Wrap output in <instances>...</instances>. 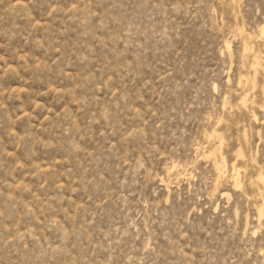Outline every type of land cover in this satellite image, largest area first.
<instances>
[{"label": "rangeland", "instance_id": "obj_1", "mask_svg": "<svg viewBox=\"0 0 264 264\" xmlns=\"http://www.w3.org/2000/svg\"><path fill=\"white\" fill-rule=\"evenodd\" d=\"M262 23L264 0H0V264H264Z\"/></svg>", "mask_w": 264, "mask_h": 264}, {"label": "bare ground", "instance_id": "obj_2", "mask_svg": "<svg viewBox=\"0 0 264 264\" xmlns=\"http://www.w3.org/2000/svg\"><path fill=\"white\" fill-rule=\"evenodd\" d=\"M263 24V23H262ZM260 36L264 39V24L261 26V28H260ZM249 50V46H246L245 45V51H248ZM255 55V54H254ZM252 66L254 67V69H255V73L257 72V69H260V68H263V70H264V61H262V59H260V58H258L257 57V55L254 57V65L252 64ZM241 78H243V77H241ZM250 79V78H249ZM247 80V82H250V81H248V79H245V81ZM244 81V82H245ZM241 82V81H240ZM242 83V82H241ZM240 83V84H241ZM245 84H246V82H245ZM250 85H252L253 87H255L256 86V82H255V80H253V78H252V80H251V84ZM245 86V85H244ZM246 86H248V85H246ZM243 87V86H242ZM250 88V87H249ZM244 90V89H243ZM246 91V90H245ZM262 91H263V93H262ZM260 93H262V95L264 94V85H263V87H262V90H261V92ZM245 94V93H244ZM243 94V95H244ZM249 99V98H248ZM251 101H253V100H251ZM247 102H248V100H247V94L245 95V96H243L242 98H241V104H243L245 107H247L246 105H247ZM249 103V102H248ZM258 104V103H257ZM254 101L252 102V104H249V105H251V106H255V105H257ZM261 106V105H260ZM243 107V106H242ZM261 107H264V103H263V106H261ZM258 109V108H257ZM254 110V109H253ZM247 111V110H246ZM256 114H252V116L256 119V116H255ZM252 119V118H251ZM216 132V131H215ZM214 134H216V133H213V135ZM242 137H243V135H242ZM218 138V137H217ZM221 140V139H220ZM218 148V147H217ZM215 155V154H214ZM246 155V154H245ZM216 157V156H215ZM237 157H241V158H243V159H245V156H244V154L242 153V152H237ZM247 159L248 158H246L245 160L247 161ZM251 159V158H250ZM225 160L226 159H224L223 158V156L221 157L220 156V159H218V160H215V164H214V169H215V172L217 173L216 175H218V176H220L221 175V173H222V167L226 164V162H225ZM253 162H254V160L252 159V161H250V163H252V165H253ZM242 163V162H241ZM228 164V163H227ZM227 166V165H226ZM226 168V167H225ZM224 168V169H225ZM232 170H233V172H234V174H233V180H234V182H235V186H239L240 185V182H239V175H240V172H241V170H240V166H239V168L237 167V165H235V164H233L232 165ZM173 171V170H172ZM224 172H225V170H224ZM259 176V175H258ZM232 178V177H231ZM222 179V178H221ZM258 180V179H257ZM259 181H261L262 182V185L264 186V177H262L261 175L259 176ZM258 181V182H259ZM259 184V183H258ZM262 186V187H263ZM259 189V188H258ZM260 190V189H259ZM264 192V191H263ZM264 196V195H263ZM262 198V197H261ZM263 201V200H262ZM257 215H258V217L261 219V218H264V202L262 203V205L260 206V207H258L257 208ZM260 219H258V220H260ZM263 220V219H262Z\"/></svg>", "mask_w": 264, "mask_h": 264}]
</instances>
